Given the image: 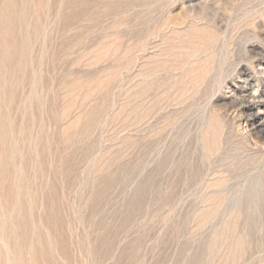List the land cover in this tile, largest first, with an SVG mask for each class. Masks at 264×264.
I'll list each match as a JSON object with an SVG mask.
<instances>
[{
  "label": "rangeland",
  "instance_id": "374dc122",
  "mask_svg": "<svg viewBox=\"0 0 264 264\" xmlns=\"http://www.w3.org/2000/svg\"><path fill=\"white\" fill-rule=\"evenodd\" d=\"M262 64L264 0H0V264H264Z\"/></svg>",
  "mask_w": 264,
  "mask_h": 264
},
{
  "label": "bare ground",
  "instance_id": "6f19581e",
  "mask_svg": "<svg viewBox=\"0 0 264 264\" xmlns=\"http://www.w3.org/2000/svg\"><path fill=\"white\" fill-rule=\"evenodd\" d=\"M262 65H264V64H262ZM262 71V73L264 74V68H263V70H261ZM261 74V73H260ZM257 92V90H250V95H252L253 97H255V93ZM256 97H258V102H257V105H260V104H264V100H261V98H259V96H256ZM251 107V106H250ZM262 109H264V108H262ZM249 123H250V125L252 126V127H254V128H257L258 126H260L261 124H262V118H259L258 116H257V114H254V115H252L251 117H249ZM250 130V129H249Z\"/></svg>",
  "mask_w": 264,
  "mask_h": 264
}]
</instances>
